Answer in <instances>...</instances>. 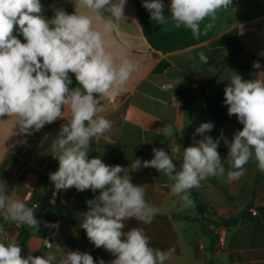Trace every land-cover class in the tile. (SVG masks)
<instances>
[{
    "label": "crops",
    "instance_id": "obj_1",
    "mask_svg": "<svg viewBox=\"0 0 264 264\" xmlns=\"http://www.w3.org/2000/svg\"><path fill=\"white\" fill-rule=\"evenodd\" d=\"M170 3L171 0H163V15L169 21L161 25L165 31L178 28L171 20ZM41 4L46 19H52L58 8L69 14L75 11L74 0H41ZM124 15L126 20L120 21L115 30L104 37L106 49L132 60L136 71L118 94L101 99V115L112 122V127L103 136L94 138L98 157L109 166L128 169L136 158L150 160L154 155L152 149L162 148L172 154L174 163H182L186 147L194 146L204 136H211L219 141L217 151L225 168L224 176H210L201 182L197 197L191 193L194 206L187 208L172 194L173 182L156 169L141 167L138 171H129L134 185L145 186V199L156 209V215L149 224L135 219L126 221L125 231L139 227L154 249L174 250L165 264H264V176L256 183L258 174L264 172L258 170L253 158L239 177L228 179V171L234 170L228 157V145L243 125L235 115H228V106L224 103V89L234 73L250 80L264 71V55H261L264 52V0H232L229 8L217 13L211 30L204 31L209 20L201 23L196 45L167 54L155 51L147 42L133 0H127ZM234 29L239 30L245 49L221 71L228 52L211 47L210 43ZM14 34L24 42L18 32ZM200 52L208 57L206 64L200 61ZM162 61L170 64L169 69L154 73ZM255 61L260 63L259 69L253 67ZM213 79V84L204 88ZM177 94L192 97L189 108ZM16 121V117H0V184L6 185V194L12 199L22 200L35 212L42 206L51 185L48 182L50 167L55 164V171L58 170V160L53 157L50 146L57 139L61 125L67 123V113L64 119H57L31 135L21 133ZM206 122L213 124L212 130L203 135L195 134V129ZM98 195L99 190L78 192L73 187L62 190L49 203L44 215L57 214L60 219L51 247L43 242L51 218L38 217V226L25 242L20 240L14 223L5 222L2 214L0 224L8 232L9 240L21 246L24 258L30 254L52 253L59 261L64 252L79 251L92 255L95 264L101 259L110 264L115 257L102 247L96 248L81 227L83 215L89 210L86 201ZM197 204L204 214L198 212ZM247 209L250 219L230 227L221 223ZM205 230L213 232L215 237Z\"/></svg>",
    "mask_w": 264,
    "mask_h": 264
},
{
    "label": "clouds",
    "instance_id": "obj_2",
    "mask_svg": "<svg viewBox=\"0 0 264 264\" xmlns=\"http://www.w3.org/2000/svg\"><path fill=\"white\" fill-rule=\"evenodd\" d=\"M126 3L74 0L72 14L58 8L52 19H46L41 0H0V117H16L20 132L31 135L64 119L67 113V123L61 125L50 146L59 165L57 171L49 173L55 190H99L98 196L86 201L89 210L83 215L81 227L96 248L102 247L115 257L110 264H165L174 250L154 249L139 227L125 231L126 221L149 224L156 215V209L145 199V186L134 185L128 172L141 167L156 169L173 182L172 194L187 208L194 206L191 190L210 176H224L225 168L217 151L219 141L211 136L183 150L179 169L172 154L162 148H153L150 160L136 158L128 169L109 166L98 156L89 158L93 139L112 127V122L101 115V99L118 94L136 71L132 60L106 49L104 38L126 20ZM231 4L232 0H171V20L176 27L190 29L193 36L199 37L201 23L209 20L204 31L211 30L217 13ZM143 7L158 24L169 22L163 15V0H143ZM17 32L24 42L14 34ZM199 59L205 64L208 61L203 52ZM253 67L259 69L261 65L255 61ZM70 73L77 87H71ZM224 96L228 115H235L243 125L228 145L234 169L228 171V179L239 177L253 158L258 170L264 172V71L250 80L234 73ZM212 128L211 122L201 123L195 134L203 135ZM6 193V185L0 184L3 220L36 228L39 222L33 208ZM21 253V246L9 240L0 224V264H95L86 252H64L59 261L52 253L30 254L27 258ZM99 264L105 262L101 259Z\"/></svg>",
    "mask_w": 264,
    "mask_h": 264
},
{
    "label": "trees",
    "instance_id": "obj_3",
    "mask_svg": "<svg viewBox=\"0 0 264 264\" xmlns=\"http://www.w3.org/2000/svg\"><path fill=\"white\" fill-rule=\"evenodd\" d=\"M137 9L138 14V21L139 25L142 29V32L144 34V37L146 38L149 45L157 52H161L163 54L171 53L178 50H183L189 47H192L197 44V39L195 36L192 35L191 30L187 29L183 26L178 27L171 31H165L161 24H158L156 21L151 19V14L148 10H146L143 7V1L142 0H133ZM211 47H219L222 49H225L228 52V56L223 64L222 70L226 67H229L234 60L244 51L245 46L242 43L240 39V33L238 29L231 30L226 35L222 36L221 38L213 41L210 43ZM170 67V64L167 61H162L159 63L156 68L154 69V73H163L166 70H168ZM71 74V73H70ZM72 78V85L71 87H77V83L75 80L74 74H71ZM216 79V78H215ZM213 79L209 83H207L204 88H209L211 84L215 81ZM204 91V89H203ZM180 95L183 98V101L186 105V108H189L192 103V97L182 94ZM89 158H94L98 156V152L96 149L95 141H93L90 144L89 148ZM177 166V169H179L181 163H175ZM55 172V164H53L50 167V170L48 172V182L51 184L52 182L49 179V173ZM264 176V173L258 174L256 183H259V181ZM197 190L198 188H194L191 190V193L196 198L197 197ZM49 197H50V191H46V198L42 204L41 207L36 209L34 212L36 219L42 215H44L43 211L46 210L49 207ZM198 206V212L200 214H204L202 208L197 204ZM210 214H213L212 211H209ZM45 218H59L57 214H46L44 215ZM250 219V215L248 213V209L244 211L242 214L237 215L235 217H231L227 220H221V223L227 227L238 225L240 222ZM34 228L29 227L28 225L24 224L18 231L20 233V240L22 242H25L31 231ZM206 233L210 234L212 237H215L213 232H208L205 230Z\"/></svg>",
    "mask_w": 264,
    "mask_h": 264
},
{
    "label": "built area",
    "instance_id": "obj_4",
    "mask_svg": "<svg viewBox=\"0 0 264 264\" xmlns=\"http://www.w3.org/2000/svg\"><path fill=\"white\" fill-rule=\"evenodd\" d=\"M62 190L60 191H56L54 188V184L51 183L50 185V197H49V203L52 202V200H54L55 198L58 197V195L60 194ZM60 219L59 218H51L48 220L47 225H46V231L44 233V237H43V242L44 245L47 246V244H51L52 239L54 234L57 231V227H58V223H59ZM24 224L21 225H17L16 223H14V226L19 230ZM220 242H223V240L221 239Z\"/></svg>",
    "mask_w": 264,
    "mask_h": 264
},
{
    "label": "water",
    "instance_id": "obj_5",
    "mask_svg": "<svg viewBox=\"0 0 264 264\" xmlns=\"http://www.w3.org/2000/svg\"><path fill=\"white\" fill-rule=\"evenodd\" d=\"M47 190L49 191L50 190V187Z\"/></svg>",
    "mask_w": 264,
    "mask_h": 264
}]
</instances>
